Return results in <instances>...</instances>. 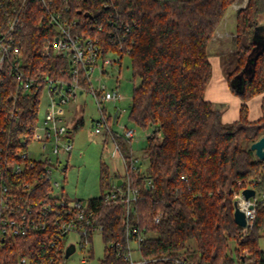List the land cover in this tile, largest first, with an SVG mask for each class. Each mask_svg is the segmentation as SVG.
<instances>
[{"label":"trees","instance_id":"obj_1","mask_svg":"<svg viewBox=\"0 0 264 264\" xmlns=\"http://www.w3.org/2000/svg\"><path fill=\"white\" fill-rule=\"evenodd\" d=\"M235 1L53 0L55 7L68 8L66 16L74 33L99 37L105 49L128 50L133 78L139 79L129 118L149 132L141 159L146 169L139 166L130 173L139 195L129 219L146 234L139 255L158 258L150 264L190 259V239L197 242V264H264V201L259 203L255 223L246 233L234 219L236 191L249 186L264 193V159H258L244 144H252L264 134V98L262 116L256 120L249 118L247 103L264 93V42L258 46V38L264 39V0H248L237 14L235 65L228 81L242 99L239 118L223 122L220 110L206 98L212 77L208 46ZM14 3L10 0L8 9L0 7L1 29L15 13ZM43 17L45 9L39 0H29L22 9L13 31L15 46L22 54L21 69L30 76L42 73L69 81L70 58L42 52L57 33L50 21L41 25ZM128 24L131 29L127 31ZM8 62L0 69V130L7 132L2 138L28 127L35 129L44 92L43 86L28 94L19 92ZM239 74L244 76L242 88L233 82ZM83 125L82 116L71 131ZM114 138L131 157V140L121 135ZM116 175L102 162V194L87 200L99 215L107 245L125 239V201L103 200ZM159 214L160 220L155 221ZM49 237L45 233L7 236L0 241V264H20L22 258H28L29 264H60L65 256L51 259L54 250ZM107 245L97 264H128ZM91 252L93 257V249Z\"/></svg>","mask_w":264,"mask_h":264},{"label":"built area","instance_id":"obj_2","mask_svg":"<svg viewBox=\"0 0 264 264\" xmlns=\"http://www.w3.org/2000/svg\"><path fill=\"white\" fill-rule=\"evenodd\" d=\"M13 1V0H12ZM15 12L7 22L5 29L0 28V69L9 61L10 72L16 75L17 90L28 94L33 88L44 91L49 97L48 108L39 118L35 129L28 127L26 131L17 132L2 138L7 132L0 130V241L8 237L28 234L45 233L49 235V246L56 256H65L66 249L73 241L67 242L71 233L79 237L82 248L91 245L88 249L91 255L92 239L96 231L103 234V224L94 207L87 200L81 198H68L62 192V182L58 179L59 173L67 170L64 163V153H70L74 148L71 138V127L65 115L58 112V107H64L77 102L83 93L93 95L99 108V117L93 121L95 132L106 131L114 137L118 134L112 130L111 120L117 121L119 108L114 114L103 105L105 102H117L123 99L120 91L121 73H117L127 51L112 47L105 49L99 37L84 36L74 33L72 22L66 16L68 8L55 7L53 0H39L45 9V17L41 25L50 21L57 33L52 39H48L42 52L46 56H67L71 60V79H53L39 73L38 76H30L21 69L22 54L19 47L15 46L13 31L20 21L22 9L29 0H14ZM66 2V0H60ZM10 0H0V7L9 8ZM8 12V11H6ZM112 24H117L111 20ZM131 26L126 25V30ZM114 41V40H113ZM123 49V45H121ZM113 76L116 84L109 87L104 80V75ZM135 88V87H134ZM17 118V116H16ZM121 136L131 140L135 129L123 126ZM119 135V134H118ZM12 144V145H11ZM32 144L37 145V150L32 149ZM16 145V147L14 146ZM14 149L15 154L12 155ZM115 153L123 156L125 172L119 173L110 180L103 193V200L112 203L122 199L126 203L127 223L124 241L110 242L107 247H114L119 256L128 264H150L158 258H145L139 255L140 242L145 233L137 225L130 222L129 216L134 209V202L139 195V189L131 178V170L137 169L138 159L134 156L128 160L116 143ZM122 179L119 184L118 180ZM147 184L151 180L147 179ZM243 187L234 193L235 200L244 210L247 224L241 226L245 233L255 223L257 207L264 201V193L256 190L255 195L246 199L243 195ZM161 214L154 217L159 221ZM76 248L77 244L75 243ZM135 252L138 258L134 256ZM87 264L86 260H83ZM176 264H197L194 260L183 258L176 259ZM20 264H29L28 258L20 259Z\"/></svg>","mask_w":264,"mask_h":264},{"label":"rangeland","instance_id":"obj_3","mask_svg":"<svg viewBox=\"0 0 264 264\" xmlns=\"http://www.w3.org/2000/svg\"><path fill=\"white\" fill-rule=\"evenodd\" d=\"M247 2L248 0H236L228 8L223 20L216 29L214 36L208 46V53L211 56L217 52L215 40L213 39L222 38V41L225 40L224 45L226 46L227 52L218 54L221 57L226 77L229 71H231L235 65L234 53L236 50V43L234 42V39L236 35L237 14L238 11L247 4ZM230 19L231 22H229ZM226 22H229L228 27L225 25ZM230 31L232 32L230 36H228L227 34L230 33ZM263 42L264 39L259 37L258 46ZM116 72L121 73L120 91L124 97L117 102H105L103 105L112 114H114L119 108L117 121L113 122V120H111V127L114 132L122 135L124 131L123 126L135 129V134L131 141V157H127V155H125V157L130 160L134 156V158L138 159L136 164L140 166L142 170H145L146 163H141V159L144 147L146 146L147 133L149 131L142 129L129 118V105L132 100L134 86L137 81H139V79L137 80L133 78V68L129 55H125L123 57L122 62L118 65ZM113 73H115L114 69L110 71L109 75H104V80L109 87H113L116 84V78L113 76ZM216 78L217 74L214 73L210 83L211 88L215 90H217L216 84L221 87V84L217 82ZM241 78L242 77H239V79ZM224 96L225 99L223 102L230 104L229 118L232 116H237L240 107L239 100H241V97L235 94L233 91H230L227 94L224 93ZM256 101V98L253 99L252 104L255 105ZM48 102L49 97L44 91L42 95V105L40 111L41 118L48 108ZM76 104H79L81 107H83L81 109V114L84 117V125L78 131L71 133L74 148L70 153L63 154V157L65 158L64 163L67 164L68 168L66 171L59 173L58 179L62 182L61 190L66 197L71 199L82 198L88 200L89 198L97 197L102 194L100 177L101 163H106L111 168V170L117 174L125 172V163L123 156L120 153L114 152L117 143L115 138L106 131H102L101 133L95 132L93 121L99 117L100 113L92 94L83 93L81 96H79L77 102L71 103L64 107H58L57 110L59 113L65 115L68 125L73 126L75 121H71L70 119L73 115V110ZM215 106H217V104H215ZM217 108L222 113L224 105H219ZM254 110H256V107H252V113ZM79 117H77V113L74 115V118H76L75 120L79 119ZM244 144L251 147V143L249 142H244ZM31 147L36 151L38 146L32 144ZM69 241L75 242L77 244V248L68 258L64 257L60 264H84L83 260H86L87 264H97L105 254L107 244H105L102 234L98 231L94 233L92 239V247L94 252L93 257L91 255L89 256L88 254V249L91 245H87V247L82 248L78 243L79 237L75 233H71L69 235L67 242ZM261 247L264 250V238L261 239ZM187 248L190 250V259L195 260L197 256L196 240H188ZM134 256L138 258V254L136 252Z\"/></svg>","mask_w":264,"mask_h":264},{"label":"crops","instance_id":"obj_4","mask_svg":"<svg viewBox=\"0 0 264 264\" xmlns=\"http://www.w3.org/2000/svg\"><path fill=\"white\" fill-rule=\"evenodd\" d=\"M229 22H231V19L229 20ZM229 22H226L225 25L226 27H228V23ZM224 30V29H223ZM233 31V30H232ZM228 33L227 35L230 36L231 32ZM223 34V33H222ZM234 34V33H233ZM227 36V37H228ZM215 40V46L217 47V52L214 53L213 55H209L210 56V60L212 62V77H213V74H217V82H219L221 84V87L219 85L216 84V89H213L211 88V79L209 81V84L207 86V89H206V98L210 101H212L214 104H217V106L219 105H224V109L222 110V113H221V118L223 120V122H231V121H234V120H237L240 116V107H241V104H242V99L239 100V103H240V107H239V112L237 114V116H232L231 118H229V110H230V104H226L225 102H223V100L225 99V96H224V93L227 94L228 92H232L231 88H230V85H229V81H228V74H227V77L225 76V72H224V68H223V65H222V60H221V57L219 56L218 53H226L227 52V49H226V46L224 45V41H222V38L221 39H213ZM224 46V48H223ZM221 88V89H220ZM257 99L255 105L252 104V100L253 99ZM264 98V93H260V94H257L255 96H253L252 98H250L247 103H248V106H249V118L251 120H256L258 118H260L262 116V100ZM228 99V98H226ZM226 101V100H225ZM216 106V107H217ZM252 107H256V110H254V112L252 113ZM83 107H81V105L79 104H76L74 110H73V115L71 117V121H76L74 118V115L77 113V117L81 116L82 117V114H81V109ZM79 117V119L81 118Z\"/></svg>","mask_w":264,"mask_h":264},{"label":"water","instance_id":"obj_5","mask_svg":"<svg viewBox=\"0 0 264 264\" xmlns=\"http://www.w3.org/2000/svg\"><path fill=\"white\" fill-rule=\"evenodd\" d=\"M239 77H242V78L239 79ZM233 82L238 88H242L243 83H244L243 74L237 75L234 78ZM251 149L254 151L258 159H261V160L264 159V135H262L258 140L254 141L251 144ZM121 182H122V179H119L118 183L120 184ZM242 193L244 197L248 199L251 196L255 195L256 190L254 188H245ZM234 219L236 223L240 226H245L247 224L245 212L243 209L240 208L237 200H234ZM75 250H76L75 243H71L66 249L65 257L68 258Z\"/></svg>","mask_w":264,"mask_h":264}]
</instances>
